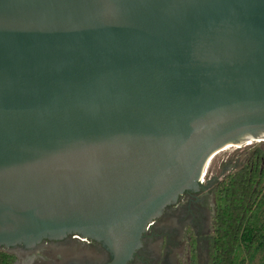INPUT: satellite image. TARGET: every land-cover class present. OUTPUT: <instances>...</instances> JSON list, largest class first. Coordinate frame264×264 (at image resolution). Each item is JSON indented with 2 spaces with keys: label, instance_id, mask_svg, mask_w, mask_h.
Here are the masks:
<instances>
[{
  "label": "water",
  "instance_id": "water-1",
  "mask_svg": "<svg viewBox=\"0 0 264 264\" xmlns=\"http://www.w3.org/2000/svg\"><path fill=\"white\" fill-rule=\"evenodd\" d=\"M251 140L264 0H0V247L78 233L126 264Z\"/></svg>",
  "mask_w": 264,
  "mask_h": 264
},
{
  "label": "flooded vegetation",
  "instance_id": "flooded-vegetation-1",
  "mask_svg": "<svg viewBox=\"0 0 264 264\" xmlns=\"http://www.w3.org/2000/svg\"><path fill=\"white\" fill-rule=\"evenodd\" d=\"M205 177L198 188L185 190L153 221L142 237L141 246L126 264H207L212 260L218 186L213 188V181L207 182ZM0 253L6 254L11 264L114 261V254L102 242L78 233L46 237L34 245L21 242L13 247H0Z\"/></svg>",
  "mask_w": 264,
  "mask_h": 264
},
{
  "label": "trees",
  "instance_id": "trees-1",
  "mask_svg": "<svg viewBox=\"0 0 264 264\" xmlns=\"http://www.w3.org/2000/svg\"><path fill=\"white\" fill-rule=\"evenodd\" d=\"M218 209L211 264H248L264 241V150L217 187ZM0 264H11L0 253ZM264 264V259H263Z\"/></svg>",
  "mask_w": 264,
  "mask_h": 264
},
{
  "label": "rangeland",
  "instance_id": "rangeland-1",
  "mask_svg": "<svg viewBox=\"0 0 264 264\" xmlns=\"http://www.w3.org/2000/svg\"><path fill=\"white\" fill-rule=\"evenodd\" d=\"M247 145H236L229 147L219 153L211 162L209 167L206 170L205 180L208 182L213 181L212 187L218 186L222 181L226 179L227 176L235 172L240 167L244 166L252 157L256 148H261L264 150L263 142H256ZM261 224H264V209L263 213L260 216ZM264 259V241L263 244L259 247L258 252L255 254L252 261L248 264H263ZM207 264H211V261H208Z\"/></svg>",
  "mask_w": 264,
  "mask_h": 264
},
{
  "label": "bare ground",
  "instance_id": "bare-ground-1",
  "mask_svg": "<svg viewBox=\"0 0 264 264\" xmlns=\"http://www.w3.org/2000/svg\"><path fill=\"white\" fill-rule=\"evenodd\" d=\"M249 143L252 144V143H256V142L251 140ZM250 144H249V145H250ZM240 145H243V144H240ZM233 146H236V145H232V144H230V145L226 146L225 148H223V149H221V150L215 152V153H214V154H213V155L207 160V162H206V164H205V167H204V170H203V175H202V179H201V181L204 180V177H205V174H206V170H207V168L209 167V165L211 164V162L213 161V159H214L219 153H221L223 150H225V149H227V148H229V147H233Z\"/></svg>",
  "mask_w": 264,
  "mask_h": 264
}]
</instances>
